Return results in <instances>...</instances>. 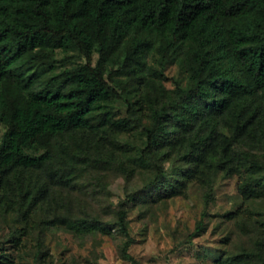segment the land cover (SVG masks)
Masks as SVG:
<instances>
[{
    "label": "trees",
    "instance_id": "obj_1",
    "mask_svg": "<svg viewBox=\"0 0 264 264\" xmlns=\"http://www.w3.org/2000/svg\"><path fill=\"white\" fill-rule=\"evenodd\" d=\"M174 62L186 84L167 93L160 80ZM115 99L126 118L113 119ZM0 125V202L20 221L57 210L51 185L73 176L76 160L107 163L104 131L137 128L134 159L151 164L162 144L183 142L181 163L222 168L233 151L237 164L264 172V0H0ZM80 142L92 153L80 156ZM154 168L146 194H160L167 177ZM263 189L261 178L241 192ZM117 226L120 257L139 264L121 208Z\"/></svg>",
    "mask_w": 264,
    "mask_h": 264
},
{
    "label": "rangeland",
    "instance_id": "obj_2",
    "mask_svg": "<svg viewBox=\"0 0 264 264\" xmlns=\"http://www.w3.org/2000/svg\"><path fill=\"white\" fill-rule=\"evenodd\" d=\"M163 74L160 84L167 93L186 84L177 62L167 63ZM109 110L115 120L127 117L121 99ZM147 112L143 107L138 113ZM3 131L0 125V138ZM220 133L230 136L225 126ZM102 136L100 141L112 138L110 151L103 152L107 163L89 166L76 160L74 175L51 185L57 210L51 208L50 215L37 211L20 221L0 202V264H131L119 254L126 239L117 226L119 208L133 239L129 253L139 264H264V189L255 195L241 192L244 184L263 179L264 172L251 173L237 164L233 151L222 168L206 161L181 163L183 142L162 144L151 164L134 159L144 141L137 128ZM78 144L80 156L85 150L84 156L92 153L88 145ZM154 164L167 175L163 193L146 194L156 174ZM75 218L95 220L98 226L80 232L71 224ZM258 243L262 259L251 254Z\"/></svg>",
    "mask_w": 264,
    "mask_h": 264
}]
</instances>
